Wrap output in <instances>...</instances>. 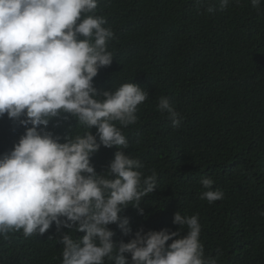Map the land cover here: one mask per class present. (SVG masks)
Segmentation results:
<instances>
[{
    "label": "trees",
    "instance_id": "16d2710c",
    "mask_svg": "<svg viewBox=\"0 0 264 264\" xmlns=\"http://www.w3.org/2000/svg\"><path fill=\"white\" fill-rule=\"evenodd\" d=\"M69 1L0 0V264H264V0Z\"/></svg>",
    "mask_w": 264,
    "mask_h": 264
},
{
    "label": "clouds",
    "instance_id": "9594fccd",
    "mask_svg": "<svg viewBox=\"0 0 264 264\" xmlns=\"http://www.w3.org/2000/svg\"><path fill=\"white\" fill-rule=\"evenodd\" d=\"M71 8H72V5L70 3L69 0H64V9L67 11V12H70L71 11ZM0 36L4 37V33L2 32V30L0 31ZM6 58L8 59V61L10 62V64H15L19 67H22L23 63L22 64H19L20 60H18V55H21V51H19V49H11V50H6ZM54 50L49 48L48 47V53L51 54V55H59L58 53L54 54ZM9 54V55H8ZM29 55V54H28ZM38 56V55H37ZM54 59H57L59 61H63V59H66V60H69L71 61L63 52L62 55L54 58Z\"/></svg>",
    "mask_w": 264,
    "mask_h": 264
}]
</instances>
